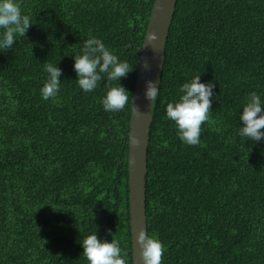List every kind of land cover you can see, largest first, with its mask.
I'll list each match as a JSON object with an SVG mask.
<instances>
[{"label":"trees","instance_id":"trees-1","mask_svg":"<svg viewBox=\"0 0 264 264\" xmlns=\"http://www.w3.org/2000/svg\"><path fill=\"white\" fill-rule=\"evenodd\" d=\"M32 26L0 51V264H88L82 240L115 238L131 260L130 102L154 0H18ZM2 31V30H0ZM95 37L133 71L123 110L102 105L106 74L83 91L74 69ZM62 70L45 101V64ZM213 83L200 143L166 116L180 88ZM147 147V232L163 264H264V139L240 137L252 92L264 102V0H177Z\"/></svg>","mask_w":264,"mask_h":264},{"label":"clouds","instance_id":"clouds-1","mask_svg":"<svg viewBox=\"0 0 264 264\" xmlns=\"http://www.w3.org/2000/svg\"><path fill=\"white\" fill-rule=\"evenodd\" d=\"M31 17L24 14L18 0H0V51L12 48L16 37L26 36L32 26ZM158 39L155 32L150 33L149 40ZM147 46V45H146ZM74 69L79 87L85 92L95 90L106 74L107 81H119V85L109 87L102 100L105 111L115 112L125 108L129 101V92L120 83L122 77L133 71L127 61H121L98 38L91 37L84 42L81 55L74 56ZM48 79L41 88V96L47 101L55 99L60 90L62 70L52 63L45 64ZM147 67V66H146ZM213 83H202L200 75L180 88L181 95L178 101L170 102L166 107V116L173 121L178 130V136L187 145L195 146L200 143L202 125L212 122ZM160 89L156 82H146L145 98L155 105ZM240 120L243 127L239 128V136L259 142L264 139V102L261 96L252 92L243 106ZM139 245L140 264H163L165 247L158 238L150 235L145 228L135 234ZM83 257L88 264H128L127 252L120 247L115 238L111 242L100 240L97 233L85 237L82 242Z\"/></svg>","mask_w":264,"mask_h":264},{"label":"water","instance_id":"water-1","mask_svg":"<svg viewBox=\"0 0 264 264\" xmlns=\"http://www.w3.org/2000/svg\"><path fill=\"white\" fill-rule=\"evenodd\" d=\"M176 2L177 0H154L153 2L141 46L130 102L127 173L132 264H140V249L136 243L135 234L141 228L147 230L145 211L147 147L153 102L145 98L146 82L155 81L158 87L163 55ZM152 32L158 36L154 42L149 40V35Z\"/></svg>","mask_w":264,"mask_h":264}]
</instances>
